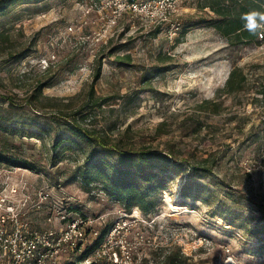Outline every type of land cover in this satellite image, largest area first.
<instances>
[{
  "label": "rangeland",
  "instance_id": "rangeland-1",
  "mask_svg": "<svg viewBox=\"0 0 264 264\" xmlns=\"http://www.w3.org/2000/svg\"><path fill=\"white\" fill-rule=\"evenodd\" d=\"M103 1H30L0 12V122L37 135L0 132L9 154L35 165L0 163V195L64 198L98 235L114 230L103 251L85 256L92 264H164L170 253L180 264H264V200L243 168L264 148V99L256 95L264 39L230 45L201 9L207 0H180L174 35L129 14L106 29ZM233 68L246 75L245 91L220 94ZM74 124L134 150L170 152L183 170L168 174L153 211L127 213L73 180L84 150L53 147ZM203 161L211 175L195 179L188 165ZM185 182L200 190L196 198L181 195ZM43 215L31 212L33 224L43 225Z\"/></svg>",
  "mask_w": 264,
  "mask_h": 264
},
{
  "label": "trees",
  "instance_id": "trees-1",
  "mask_svg": "<svg viewBox=\"0 0 264 264\" xmlns=\"http://www.w3.org/2000/svg\"><path fill=\"white\" fill-rule=\"evenodd\" d=\"M30 1L40 2L42 0H1L0 12ZM201 9H208L213 13L215 17L210 18V26L226 38L230 45L238 46L257 40L256 36L242 30L240 16L251 9L264 11V0H207ZM98 78L99 71L95 75V79ZM246 81L247 78L242 69L233 68L224 87L218 92L220 94L242 93L245 91ZM256 95L264 99V89L257 91ZM10 106L13 104L10 103ZM0 118H3L2 115ZM1 124L0 122V132L6 136H13L16 133L28 138L37 136L30 133L28 129H16L11 125ZM72 128H74L72 132L71 129L69 130L70 135L59 138L53 147H60L64 150L68 146V148L73 147L85 151L83 162L78 167L73 180H79L80 185L87 192L99 188L109 200L117 202L127 213H130L133 208L139 209L145 215L153 211L158 196L168 189L167 184L170 179L168 174L171 172L179 174L183 170L182 163L184 162L175 158L170 152L163 153L154 151L152 148L134 150L128 145L130 143L122 144L119 140H110L86 127H77L74 124ZM57 162L58 159L55 157L53 164ZM0 163L12 168L35 170L33 163L19 160L9 154L8 149L1 143ZM207 163L203 161L189 164V174H193L195 179L210 176L212 166H207ZM199 191L196 185L192 186L188 182H185L180 189L184 198H189L191 194L195 197ZM262 208L260 206L258 211L260 221L264 222V209ZM105 234V231L100 234L86 250L84 257L100 244ZM181 258L170 253L164 256L163 260L164 264H180Z\"/></svg>",
  "mask_w": 264,
  "mask_h": 264
},
{
  "label": "built area",
  "instance_id": "built-area-1",
  "mask_svg": "<svg viewBox=\"0 0 264 264\" xmlns=\"http://www.w3.org/2000/svg\"><path fill=\"white\" fill-rule=\"evenodd\" d=\"M179 3L180 0H104L101 7L108 13L106 29L115 26L123 14H129L151 25H169V35H174L173 30L180 26L172 22L179 12ZM244 164L246 174L257 177L264 200V148ZM73 210L68 200L42 192L36 201L0 195V264H92L84 255L100 235L93 229L90 217L77 215ZM31 212L44 213L43 225L33 224ZM113 232H106L93 252L103 251L104 239ZM103 254L97 253V257Z\"/></svg>",
  "mask_w": 264,
  "mask_h": 264
},
{
  "label": "clouds",
  "instance_id": "clouds-1",
  "mask_svg": "<svg viewBox=\"0 0 264 264\" xmlns=\"http://www.w3.org/2000/svg\"><path fill=\"white\" fill-rule=\"evenodd\" d=\"M242 30L257 38L264 39V11L251 9L240 16Z\"/></svg>",
  "mask_w": 264,
  "mask_h": 264
},
{
  "label": "bare ground",
  "instance_id": "bare-ground-1",
  "mask_svg": "<svg viewBox=\"0 0 264 264\" xmlns=\"http://www.w3.org/2000/svg\"><path fill=\"white\" fill-rule=\"evenodd\" d=\"M177 210V209H176Z\"/></svg>",
  "mask_w": 264,
  "mask_h": 264
}]
</instances>
